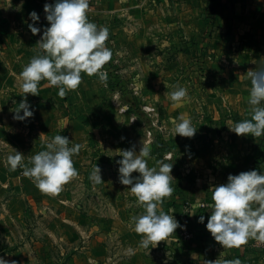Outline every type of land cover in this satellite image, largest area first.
I'll list each match as a JSON object with an SVG mask.
<instances>
[{
    "label": "rangeland",
    "instance_id": "obj_1",
    "mask_svg": "<svg viewBox=\"0 0 264 264\" xmlns=\"http://www.w3.org/2000/svg\"><path fill=\"white\" fill-rule=\"evenodd\" d=\"M37 1L34 6L27 3L15 12L23 8L26 15L35 11L46 17L45 4L56 2ZM221 8V13L216 14L212 6H203V17H160L161 21L142 22L145 27H138L147 33L164 28L167 45L163 46L164 54L147 55L143 51H149V47L133 45L132 51H141L145 60L143 67L131 70L133 75L136 73L134 79L112 70L119 63L113 59L105 65L109 70L106 83L98 76L82 73V83L91 82L92 88V93H85L84 98L93 92L98 94L96 104L111 114L110 124L113 125L112 114L116 111L123 123L138 129L133 136L148 143L149 167H157L160 160L174 164L173 193L165 198L161 210L173 215L182 227L154 248L141 247L142 237L134 231L133 217L142 214L143 209L128 190L130 186L119 183V165L112 160L103 165L95 155L91 165L80 164L83 159H73L79 176L64 185L56 198L44 194L42 204L55 211L49 220L39 223V215L33 214L34 222L27 221L25 229L21 222L17 229L16 224L10 223L4 239L8 244L0 247V257L10 264H225L233 259L242 264H264V245L255 246L258 240L250 239L239 248H223L207 231L208 219L203 224L196 221L198 227L190 217L194 208L187 206L189 200L195 207L212 204L213 189L227 183L229 175L251 170L264 172V136L238 137L229 130L234 122L251 117L247 103L251 85L246 74L264 66V5L263 11H258L261 17H230V11L236 8ZM35 26L43 31L50 25L40 21ZM26 30L30 36L20 39V43L17 38L6 40L0 35V63L24 62L26 66L39 53L37 42L41 37L33 35L29 27ZM109 42L110 37L106 43ZM152 63L157 64V70L146 69ZM144 76L148 85L142 83ZM177 86L187 88L188 97L174 107L168 94ZM3 88L0 86L1 91ZM79 91L80 87L60 97L58 88L41 81L39 95L29 94L27 102L46 129L56 125L62 129L82 126L84 141L96 143L95 117H87L96 107L83 103ZM20 102L6 101L0 92L1 120L7 111H15ZM182 114L197 129L193 138L175 136L174 123ZM50 115L57 119L49 118ZM131 136L123 132L106 135V139L126 142ZM106 154H111V159L114 151L107 150ZM95 166L101 169V184L89 179ZM176 199H183L178 203L183 209L174 211Z\"/></svg>",
    "mask_w": 264,
    "mask_h": 264
},
{
    "label": "clouds",
    "instance_id": "obj_2",
    "mask_svg": "<svg viewBox=\"0 0 264 264\" xmlns=\"http://www.w3.org/2000/svg\"><path fill=\"white\" fill-rule=\"evenodd\" d=\"M88 9L89 0H56L54 4H45V18L50 26L43 30L37 42L39 53L19 74L24 95L14 111V120L25 121L34 116L27 96L39 95L41 81L58 88L60 97L79 88L82 73L89 77L98 76L101 82H107L104 66L113 56L106 44L109 29L91 22ZM29 18L31 33H41V28L35 26L39 15L33 11ZM246 77L251 85L247 101L251 117L234 122L229 130L238 137L258 138L264 136V66L249 70ZM168 95L175 107L187 99L188 89L177 86ZM174 133L175 136L193 138L197 129L191 119L182 114L174 123ZM70 144L67 136L56 135L47 143L46 150L30 158V167L23 163V154L15 150L14 154L7 156V164L12 171L23 169L22 175L30 179L41 193L54 196L79 176L73 157L79 154L81 146ZM118 152L117 156L122 157L117 161L119 183L130 186L128 190L143 209L142 214L133 217L134 231L142 237L141 247L154 248L182 227L173 215L161 210L165 198L173 193L171 172L174 164L160 160L157 167H149L151 148L144 144L139 154L135 146ZM133 173L139 175L133 177ZM89 179L94 184L103 183L98 166L92 169ZM212 201L208 205L211 214L206 229L216 243L232 249L246 245L250 239L264 240V172L251 170L229 175L227 183L213 189ZM204 220L205 217L200 216L198 222L203 224ZM0 264L10 262L0 257ZM225 264H242V261L233 259Z\"/></svg>",
    "mask_w": 264,
    "mask_h": 264
},
{
    "label": "crops",
    "instance_id": "obj_3",
    "mask_svg": "<svg viewBox=\"0 0 264 264\" xmlns=\"http://www.w3.org/2000/svg\"><path fill=\"white\" fill-rule=\"evenodd\" d=\"M37 2V0H0V35L6 40L17 38V43L21 42L20 39H28L30 34L26 29H28V25L32 21L29 15L22 12L23 8L19 13L15 11H19V7H22V5L25 6L28 3L34 6ZM207 5L212 6L216 14L221 13V7H235V11H230V17H261L258 11H263L261 9L264 2L262 0H89L88 18L91 22L101 23L109 29L111 42L106 44L113 53L112 59L119 62L116 66L113 65L112 70L117 71L120 76L125 75L128 79H134L136 73L133 75L131 70L143 67L142 62L145 61L144 56L141 57L143 54L147 55L153 52L164 54L166 52L163 46L167 45L164 41L168 34L164 28H158L156 31L152 29L150 33H147L146 30L139 29L138 26H144L141 24L144 21L147 23L153 20L161 21L160 17H187L191 15L193 17H203L202 7H206ZM39 18V22H47L46 18L40 14ZM42 34L43 31L36 36L40 38ZM139 43L145 45V47L147 46L146 48L149 47V51H143V54L141 51L133 52L131 48L133 45H138ZM125 44H130V48ZM23 47L21 46V48ZM20 52L23 53L22 51ZM24 67V62L0 63V70L3 71L1 72L2 76H0L2 77V80L0 79V86L4 87L0 92L1 94L3 93L6 101L17 102L23 99L24 93L21 91L22 81L19 79V74ZM146 69L157 70V64L149 68L146 67ZM104 70L109 71L107 66H104ZM92 77L94 78V76ZM142 80L144 85H148L146 82L148 79L145 76ZM150 82L151 84L153 83L152 81ZM90 83L88 85L86 83L80 84L79 94L85 100L83 103L88 104V107H96V111H91V115L87 116L91 119L95 117V123H97V127L95 128L98 138L96 143L84 141L85 131L84 128L82 129V126L75 127L71 125L66 129H62L56 125L46 129L37 120L39 117L38 113L34 112V116L25 121H18L13 119L14 111H7L3 115L5 116L4 120H1L0 111V247L8 244L4 239L7 236L10 223L16 224L15 229H17L19 227L18 224L21 222L23 229H25L27 221L30 223L34 222L33 214L39 215L37 220L40 223L49 220L48 216L55 212L42 204V200H45L44 193H41L30 179L22 175L23 169L10 170L7 164V156L14 154V150L23 154L25 157L23 163L30 167V158L32 156L46 150L47 143L56 135H63L69 138L71 142L70 146L76 144L81 146L78 156L75 155L73 159H83V162L80 164L91 165L94 156L97 155L98 162L105 165L107 160H112L115 164H118L117 161L122 158L117 156L119 155L118 150H126L135 146V151L139 154L143 144L148 146V143L143 138L133 136L138 129L132 127L130 124H126V122L123 123L119 119L122 116L117 115L116 111L112 114L113 125L110 124V121H112L109 118L111 114L100 110V104H96V102H99L95 98L98 94L93 92L92 96L84 98L86 96L85 93L90 92L88 95L92 93ZM20 114L23 115V113ZM103 114L105 115L103 116ZM48 117L57 119L54 115ZM32 120L34 121L32 122ZM123 132L133 136H131L130 141L121 142L114 140L110 142L106 139V135H121ZM80 138L82 140H77ZM107 150L114 151L113 158L109 159L111 154L107 155ZM73 162L75 164L76 161ZM102 174L105 173L102 172ZM52 197L56 198V195ZM104 198L103 200L105 201ZM34 200H37L40 204H37ZM179 201L182 202L183 199H176V204L174 205L176 210L174 211L183 209L182 207L184 206L178 205ZM191 203L189 200L187 205L194 208L191 211L193 216L190 215V217H192V222L198 225L196 221L199 220L201 214L206 213L209 217L211 209L209 210L208 205H204L203 203L198 205V207L192 206ZM181 213H183V210H181ZM192 237L194 238L195 236ZM187 238L189 239L190 236H187ZM262 245H264V240H258L255 244L258 248Z\"/></svg>",
    "mask_w": 264,
    "mask_h": 264
},
{
    "label": "trees",
    "instance_id": "obj_4",
    "mask_svg": "<svg viewBox=\"0 0 264 264\" xmlns=\"http://www.w3.org/2000/svg\"><path fill=\"white\" fill-rule=\"evenodd\" d=\"M201 216H204L205 218H207V214L206 213L201 214Z\"/></svg>",
    "mask_w": 264,
    "mask_h": 264
}]
</instances>
